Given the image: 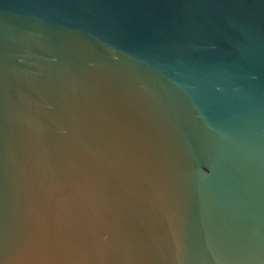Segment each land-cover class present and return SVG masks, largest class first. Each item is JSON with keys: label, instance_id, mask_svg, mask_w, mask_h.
I'll return each mask as SVG.
<instances>
[{"label": "water", "instance_id": "water-1", "mask_svg": "<svg viewBox=\"0 0 264 264\" xmlns=\"http://www.w3.org/2000/svg\"><path fill=\"white\" fill-rule=\"evenodd\" d=\"M0 264H264V0H0Z\"/></svg>", "mask_w": 264, "mask_h": 264}]
</instances>
